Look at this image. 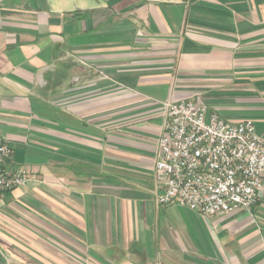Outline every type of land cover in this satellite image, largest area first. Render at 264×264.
Instances as JSON below:
<instances>
[{
	"label": "crops",
	"instance_id": "obj_1",
	"mask_svg": "<svg viewBox=\"0 0 264 264\" xmlns=\"http://www.w3.org/2000/svg\"><path fill=\"white\" fill-rule=\"evenodd\" d=\"M264 130V0H0V264H264L256 205H161L164 103Z\"/></svg>",
	"mask_w": 264,
	"mask_h": 264
},
{
	"label": "built area",
	"instance_id": "obj_2",
	"mask_svg": "<svg viewBox=\"0 0 264 264\" xmlns=\"http://www.w3.org/2000/svg\"><path fill=\"white\" fill-rule=\"evenodd\" d=\"M154 169L157 201L214 215L254 207L264 184V130L249 119L230 123L193 99L166 101ZM12 147L0 136V204L3 194L32 178L10 168Z\"/></svg>",
	"mask_w": 264,
	"mask_h": 264
}]
</instances>
